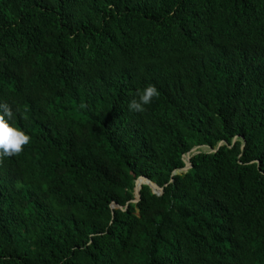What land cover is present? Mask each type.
Returning <instances> with one entry per match:
<instances>
[{
	"label": "trees",
	"instance_id": "1",
	"mask_svg": "<svg viewBox=\"0 0 264 264\" xmlns=\"http://www.w3.org/2000/svg\"><path fill=\"white\" fill-rule=\"evenodd\" d=\"M0 117V264H264V0H0Z\"/></svg>",
	"mask_w": 264,
	"mask_h": 264
},
{
	"label": "clouds",
	"instance_id": "2",
	"mask_svg": "<svg viewBox=\"0 0 264 264\" xmlns=\"http://www.w3.org/2000/svg\"><path fill=\"white\" fill-rule=\"evenodd\" d=\"M157 95L158 90L154 85L145 86L137 91V98L128 103L129 111H144V106L148 105ZM5 114L7 115L8 113L5 112ZM28 142L29 137L22 130L10 126L3 117H0V155L10 156L18 154Z\"/></svg>",
	"mask_w": 264,
	"mask_h": 264
},
{
	"label": "water",
	"instance_id": "3",
	"mask_svg": "<svg viewBox=\"0 0 264 264\" xmlns=\"http://www.w3.org/2000/svg\"><path fill=\"white\" fill-rule=\"evenodd\" d=\"M221 145H223V143H221L220 145H219V147L221 146ZM218 147V148H219ZM218 148H217V150H218ZM199 148H195V149H193V153H197V150H198ZM217 150H212L211 152H216ZM185 160H186V166H185V168H183L182 170H178V171H176L175 172V174H181L182 172H184V173H186L190 168H191V164H190V157L188 156H186L185 157ZM142 185H149L152 189H153V191L155 192V193H157V194H159L160 193V191L161 190H159L158 188H156V186H154V184L152 183V182H150L149 180H143V181H141L140 182V184H139V187L137 188V194H138V196H140V186H142Z\"/></svg>",
	"mask_w": 264,
	"mask_h": 264
},
{
	"label": "rangeland",
	"instance_id": "4",
	"mask_svg": "<svg viewBox=\"0 0 264 264\" xmlns=\"http://www.w3.org/2000/svg\"><path fill=\"white\" fill-rule=\"evenodd\" d=\"M203 150H205L206 148H202ZM206 151H208V150H206ZM210 151V150H209Z\"/></svg>",
	"mask_w": 264,
	"mask_h": 264
}]
</instances>
